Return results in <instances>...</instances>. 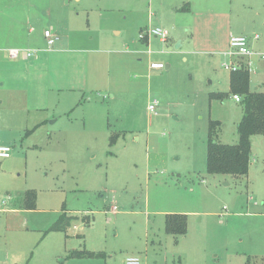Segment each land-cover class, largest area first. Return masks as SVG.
I'll return each mask as SVG.
<instances>
[{
    "label": "rangeland",
    "instance_id": "rangeland-1",
    "mask_svg": "<svg viewBox=\"0 0 264 264\" xmlns=\"http://www.w3.org/2000/svg\"><path fill=\"white\" fill-rule=\"evenodd\" d=\"M29 26L35 68L19 78L0 62V142L11 148L0 264H264V136L251 137L244 176L205 165L210 121L218 142H237L240 102L209 95L229 90L230 35L264 51V0H52ZM151 28L167 39L139 38ZM251 61L250 87L264 91V61ZM171 213L186 215L185 233L165 230Z\"/></svg>",
    "mask_w": 264,
    "mask_h": 264
},
{
    "label": "trees",
    "instance_id": "trees-1",
    "mask_svg": "<svg viewBox=\"0 0 264 264\" xmlns=\"http://www.w3.org/2000/svg\"><path fill=\"white\" fill-rule=\"evenodd\" d=\"M229 94L239 96L243 114L237 124V142L224 144L217 141L218 121H210L208 126L206 147V170L209 173L226 174L235 177L248 173L251 137L264 136V91L252 89L249 83V72L245 68L229 73L228 92L210 93L211 99H223ZM26 207L34 205V193L26 192ZM66 222L61 218L56 229H65ZM165 230L169 233L183 234L186 231V215L179 213L167 214ZM86 255L84 251H73L72 256Z\"/></svg>",
    "mask_w": 264,
    "mask_h": 264
},
{
    "label": "crops",
    "instance_id": "crops-1",
    "mask_svg": "<svg viewBox=\"0 0 264 264\" xmlns=\"http://www.w3.org/2000/svg\"><path fill=\"white\" fill-rule=\"evenodd\" d=\"M51 3L52 0H0V62L9 61L16 63L13 64L15 65L14 69L16 66H18V69L13 71L18 74L19 78L23 77L24 74L26 75L23 70V64L34 65L33 67L35 68L40 58V48H38V45L32 44L34 39L32 36L33 29L29 26L30 19L38 13L39 7L50 8ZM9 48H32L37 53L32 58L12 60L6 54ZM53 49L54 46L46 51ZM2 84L5 83L1 81L0 85L2 86Z\"/></svg>",
    "mask_w": 264,
    "mask_h": 264
},
{
    "label": "built area",
    "instance_id": "built-area-1",
    "mask_svg": "<svg viewBox=\"0 0 264 264\" xmlns=\"http://www.w3.org/2000/svg\"><path fill=\"white\" fill-rule=\"evenodd\" d=\"M43 36L45 39L47 49L53 47L55 41L57 40L56 34H54L50 29H45L43 31ZM158 37L159 40L165 41L167 39V33L161 28H151L146 31V35H141L139 38L143 39L144 37ZM36 50L32 48H9L6 51L7 57L12 60L20 58H32L36 55ZM222 54L225 57H228V61L224 60L221 64L224 69L228 70L229 73L237 71L240 68H245L248 72L251 71V57L257 55L260 60L264 61V51L259 53H254L250 50L248 45V38L242 35H230L228 38V48L225 51H222ZM151 69H162L164 65L160 62H151L149 64ZM232 98L236 101H239V96L232 95ZM157 102L151 101L148 104L147 110L150 114H156ZM11 148L8 145H5L0 142V158H8L10 156ZM116 207L112 205L111 212L115 213ZM125 264H141L140 259L134 256L127 257L125 259Z\"/></svg>",
    "mask_w": 264,
    "mask_h": 264
}]
</instances>
